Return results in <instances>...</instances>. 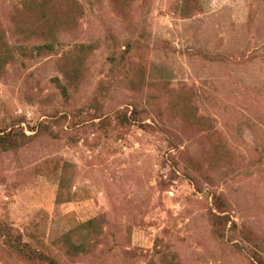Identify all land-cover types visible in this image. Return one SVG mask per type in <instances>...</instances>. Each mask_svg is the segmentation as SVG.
<instances>
[{
  "label": "rangeland",
  "instance_id": "obj_1",
  "mask_svg": "<svg viewBox=\"0 0 264 264\" xmlns=\"http://www.w3.org/2000/svg\"><path fill=\"white\" fill-rule=\"evenodd\" d=\"M23 1L0 0L16 49ZM75 1L82 15L52 52L17 56L0 78V131L32 137L0 155V224L58 264H257L264 0H197L186 13L185 0ZM81 45L93 47L85 80L65 99L61 60ZM213 215L230 219L223 238ZM91 219L101 234L70 256L61 237ZM0 264L31 263L0 236Z\"/></svg>",
  "mask_w": 264,
  "mask_h": 264
},
{
  "label": "trees",
  "instance_id": "obj_2",
  "mask_svg": "<svg viewBox=\"0 0 264 264\" xmlns=\"http://www.w3.org/2000/svg\"><path fill=\"white\" fill-rule=\"evenodd\" d=\"M120 6L125 5V0H119ZM197 0H185L184 12L197 9ZM82 15V8L75 0H24L22 9L17 10L12 17L14 35L18 42L25 45L17 49L10 45L5 29L0 22V78L6 73V67L16 62L17 56L33 57L52 52L56 35L73 28L76 20ZM32 41L41 42L40 45L30 46ZM92 46H79L73 55L66 54L61 60L62 74L66 85L58 83L59 90L65 99H68V88L77 89L85 80V60ZM131 86H136L134 80H130ZM122 122H129L126 117H120ZM9 130V131H8ZM32 137L25 135L20 127L11 126L5 131H0V155L10 151H17L27 144ZM214 206L221 213L224 212L225 203L219 197L214 198ZM216 236L223 238V227L230 222L227 216H212ZM232 227L236 229L234 223ZM101 234V221L91 219L80 224L61 237L67 253L70 256L84 254L92 247L90 241ZM0 236L4 238L5 247L23 261L31 264H58L57 260L31 249L24 243L18 234H13L12 229L0 224ZM245 238L251 240L249 236ZM257 250H252L250 257L257 264H264L260 256L261 245L255 243Z\"/></svg>",
  "mask_w": 264,
  "mask_h": 264
}]
</instances>
